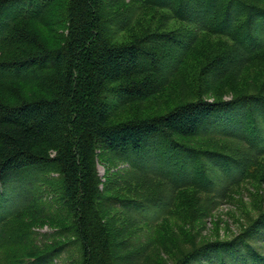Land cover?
I'll list each match as a JSON object with an SVG mask.
<instances>
[{"label": "trees", "instance_id": "1", "mask_svg": "<svg viewBox=\"0 0 264 264\" xmlns=\"http://www.w3.org/2000/svg\"><path fill=\"white\" fill-rule=\"evenodd\" d=\"M109 1L0 0V249L4 222L23 223L40 203L23 184L53 169L60 216L45 202L38 223L59 224L42 236L65 239L39 245L17 230L28 240L15 242L20 249L1 254L0 264H55L65 251L78 254L67 264H138L153 249L162 253L160 263L166 257L171 264H264L260 193H252L260 215L237 236L185 249L207 216L199 195L226 196L264 162V0H129L139 6L120 14ZM147 6L163 13L139 14ZM155 20L178 25L131 37L133 27ZM42 26L65 28L58 48L42 40ZM128 32L127 41H115ZM203 48L211 55L201 66L203 56L191 55ZM177 75L195 99L160 114L112 120L128 104L171 102L164 90ZM237 83L245 90L236 91ZM106 154L111 165L128 164L115 176L132 196L109 194L120 184L102 183L97 159ZM212 168L222 174L216 182ZM147 178L172 185L176 200L186 190L197 195L192 212L199 222L189 223L182 239L175 237L182 226L177 231L167 220L174 205L138 185Z\"/></svg>", "mask_w": 264, "mask_h": 264}, {"label": "rangeland", "instance_id": "2", "mask_svg": "<svg viewBox=\"0 0 264 264\" xmlns=\"http://www.w3.org/2000/svg\"><path fill=\"white\" fill-rule=\"evenodd\" d=\"M126 1L129 0H110L109 3L111 5V9L115 11L117 14H120L123 10L139 6V3L135 1L132 3V5H127ZM131 4V3H130ZM157 11V13H163V10L154 8L152 6L144 7L140 13H145L146 15H152L153 12ZM52 11H49L48 14L50 15ZM137 16V11L134 13V18ZM159 19V17H158ZM155 24L150 25L146 23L141 29L138 27H133V29L128 33H123L121 37H116V42L121 41H127L131 35L135 34H141L143 31L149 32H164L165 30H169L172 28L177 27V23L171 21L170 25H164L163 27L161 25H158L160 21L155 20ZM42 40L46 42V44L51 48H58L61 45V38L66 33V30L64 27H56L55 30L50 27H41L39 30ZM206 48L211 49V41L206 42L204 45ZM206 48L202 49V52L199 50H194L191 55V57L200 59L199 55H202L203 58L200 60L201 66L205 63V59H208V57L211 54H208V50L206 51ZM206 51V52H205ZM199 54V55H198ZM199 64V63H198ZM163 68L166 66L164 64H161ZM162 68V67H161ZM180 76H175L171 84L164 90V93L167 96V99L170 98L171 102H167L164 104L162 103L160 99H151L147 102H141V103H132L128 104L126 107H123L122 109L117 110L113 114V121H119V120H125L127 118H138V117H146L151 116L154 114H160L165 112L169 106L177 105L181 103L182 101L192 100L195 99L192 98L191 95H187L188 90L184 87V85L181 84L179 81ZM176 82V83H175ZM182 82H184L182 80ZM171 88H177L175 90H171ZM245 85L242 83L234 84V89L237 90H245ZM33 92L39 94L41 93L39 90L32 89ZM232 93L229 92L226 95H231ZM165 96V97H166ZM211 93H208L205 97H211ZM226 97V96H225ZM111 99V98H110ZM164 100V99H162ZM187 142L191 143H197L200 142L199 147H205L207 145V140H196V139H190ZM209 142V141H208ZM210 143V142H209ZM221 145H224V142H220ZM238 146L242 149H246L247 152L252 151L250 148L243 146L242 144H239ZM240 150V151H241ZM237 155H239V151H236ZM110 158L108 154L104 156H100V158L97 159V169L99 176L102 180V183H106L110 185V188L112 187L111 184L119 183L120 180L115 176L116 173L120 171H124V169L128 168V164L125 162H115L113 165L107 161L105 158ZM261 161H264V158L261 159ZM112 162V161H110ZM114 162V161H113ZM213 178H215V182L220 179L222 174L220 173V170L213 169L211 172ZM40 175V174H39ZM262 176V177H261ZM143 177V176H142ZM148 182H143L141 180L138 185H142L143 183L146 185V187L153 189V195L157 198L155 201L161 203V202H168L170 201V205H174V211L173 216L168 218L170 226L177 227L182 226L183 230H179L178 234L175 232V237H179L182 239L183 237L180 235V233H184L187 235L189 232L188 225L189 223H192L193 221H196V216L200 215L198 212V215H195L194 212H192V206L194 205V200H197V195H195L193 191L186 190L183 193V197H180L178 200H176L175 197V191L172 185H170L167 182L158 181L157 184L153 183L152 179H148ZM124 182V181H123ZM22 185V183H20ZM120 188L119 190L114 189L113 192L109 194H117L120 196H132L133 192L130 189H121L122 186H124V183H119ZM58 174L57 172L53 170H49L43 175H40V178L36 182L32 183H25L23 186H29L31 188V196H35L36 198H40V203L35 207L34 211H29L31 213L30 215L24 216L23 223L18 224V221H16V218H12L10 221H5L3 225V240H2V249H0V255L5 254H13L15 251L20 249V246L17 245L15 242L18 240H28V239H19L17 236V230L22 232L23 234H33L35 238H37L40 241L39 245L50 244V246H54L56 242L65 240L64 237H58V238H46L45 236H42V233H54L56 226L59 224L48 223L46 221H43L41 224L38 223V216L42 215V206L41 204L47 203L49 206V209L53 212H56L57 217L60 216V205L58 196H56V191L58 190ZM19 186V185H18ZM22 186V187H23ZM159 186L157 189L156 187ZM121 189V190H120ZM252 193H260L261 196L264 195V162L261 163V165L257 168L256 172L253 171L252 175L247 176V178L243 179L240 183L235 184L230 188L228 191V194L223 197H220V199H212L211 196L206 194H201L198 197L199 206L202 208L205 207L206 209V215L201 221V223L198 225L197 230L198 232H192L191 234V240L190 242L192 245H188L185 247L186 250H190L194 246H198L203 244V242L206 241H215V240H228L232 239L235 236H237L239 233H241L246 226L250 225L255 218H257L260 214V210L258 209V205L254 204L252 200ZM264 199V197H263ZM213 201V204L210 203ZM192 202V205L190 203ZM161 205V204H160ZM260 208V207H259ZM183 210L184 217L180 214ZM34 213H37L36 215ZM35 222V223H32ZM196 222H199L198 220ZM203 222V223H202ZM61 224H69V220L64 219ZM203 224V225H202ZM202 226V228H201ZM22 227V229H21ZM175 229V230H176ZM194 234V238H192V235ZM67 239H70V236H67ZM48 240V241H47ZM21 241V242H22ZM184 245V244H182ZM262 251H264V244L260 243L258 244ZM23 249V248H22ZM20 254V253H19ZM160 253L159 250L153 249L148 253V255L143 259L142 262L138 264H171L173 260L167 259L166 257H163V262L160 263ZM26 255L23 254V257ZM78 254L76 251H65L59 258L56 259L55 264H67L69 261H71L74 257H77ZM8 259V258H7ZM24 261L28 258H22ZM4 260V259H2ZM6 260V259H5ZM165 262V263H164ZM3 264H7L6 262Z\"/></svg>", "mask_w": 264, "mask_h": 264}]
</instances>
